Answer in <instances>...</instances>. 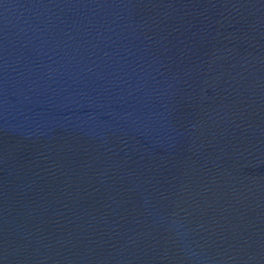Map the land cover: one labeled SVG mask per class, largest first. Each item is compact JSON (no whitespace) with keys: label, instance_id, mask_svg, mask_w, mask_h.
<instances>
[{"label":"water","instance_id":"95a60500","mask_svg":"<svg viewBox=\"0 0 264 264\" xmlns=\"http://www.w3.org/2000/svg\"><path fill=\"white\" fill-rule=\"evenodd\" d=\"M0 264H264V0H0Z\"/></svg>","mask_w":264,"mask_h":264}]
</instances>
